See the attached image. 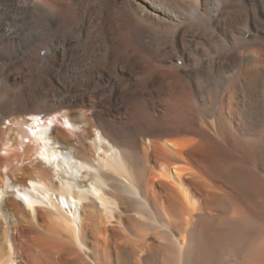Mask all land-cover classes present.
<instances>
[{
    "label": "bare ground",
    "instance_id": "1",
    "mask_svg": "<svg viewBox=\"0 0 264 264\" xmlns=\"http://www.w3.org/2000/svg\"><path fill=\"white\" fill-rule=\"evenodd\" d=\"M0 264H264V0H0Z\"/></svg>",
    "mask_w": 264,
    "mask_h": 264
}]
</instances>
